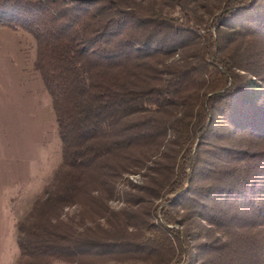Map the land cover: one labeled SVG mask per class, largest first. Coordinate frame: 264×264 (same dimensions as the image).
I'll return each instance as SVG.
<instances>
[{"label": "trees", "instance_id": "16d2710c", "mask_svg": "<svg viewBox=\"0 0 264 264\" xmlns=\"http://www.w3.org/2000/svg\"><path fill=\"white\" fill-rule=\"evenodd\" d=\"M200 3L0 0V27L36 41L62 151L15 264H264V0Z\"/></svg>", "mask_w": 264, "mask_h": 264}, {"label": "rangeland", "instance_id": "374dc122", "mask_svg": "<svg viewBox=\"0 0 264 264\" xmlns=\"http://www.w3.org/2000/svg\"><path fill=\"white\" fill-rule=\"evenodd\" d=\"M170 1L143 0L157 3L162 9H173L171 13L177 15L178 10L169 7ZM203 3L198 11L209 19L210 12L217 10H207ZM35 58L36 41L30 33L0 27V264L17 261V222L28 212L34 198L43 192L62 161L56 116L51 97L34 68ZM140 179L141 173L123 176L119 191L128 189L130 182L139 183ZM110 205L120 209L125 203L118 194ZM77 210L76 206L65 209L69 214ZM147 218L158 222V216L150 208ZM169 226L179 229L178 225Z\"/></svg>", "mask_w": 264, "mask_h": 264}]
</instances>
